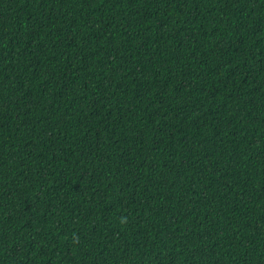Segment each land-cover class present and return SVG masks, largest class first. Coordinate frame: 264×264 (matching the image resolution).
I'll list each match as a JSON object with an SVG mask.
<instances>
[{"label": "trees", "instance_id": "obj_1", "mask_svg": "<svg viewBox=\"0 0 264 264\" xmlns=\"http://www.w3.org/2000/svg\"><path fill=\"white\" fill-rule=\"evenodd\" d=\"M0 264H264V0H0Z\"/></svg>", "mask_w": 264, "mask_h": 264}]
</instances>
